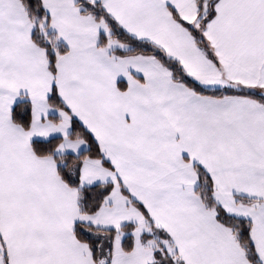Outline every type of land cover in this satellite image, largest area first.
Returning <instances> with one entry per match:
<instances>
[{"label":"snow or ice","instance_id":"1","mask_svg":"<svg viewBox=\"0 0 264 264\" xmlns=\"http://www.w3.org/2000/svg\"><path fill=\"white\" fill-rule=\"evenodd\" d=\"M0 264H264V0H0Z\"/></svg>","mask_w":264,"mask_h":264}]
</instances>
